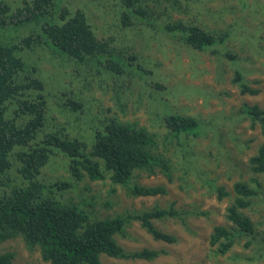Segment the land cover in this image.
<instances>
[{
  "label": "rangeland",
  "instance_id": "1",
  "mask_svg": "<svg viewBox=\"0 0 264 264\" xmlns=\"http://www.w3.org/2000/svg\"><path fill=\"white\" fill-rule=\"evenodd\" d=\"M3 1L17 9L33 0ZM57 2L58 11H84L95 36L107 44V52L80 61L58 53L45 39L24 48L21 55L28 73L45 84L43 91L29 93L35 99L43 94L48 109L46 125L34 142L43 140L45 133L59 132L84 139L90 152L95 132L111 120L135 123L156 136L157 152L169 160L171 176L160 168L154 175L136 171L132 184L162 186L166 193L134 196L113 184L109 175L104 180L87 175L77 180L70 172V160L53 149L38 178L47 186L45 193L79 205L92 219L155 208L177 212L175 217L153 220L158 230L176 238L173 243L156 240L136 220L117 235L126 250H156L158 258L102 256L104 264H264V175L254 173L250 164L264 145V126L253 125L242 113L245 105L264 109V0H147L142 7L146 18L135 15L131 25L122 22L126 8L121 0ZM177 23L201 28L218 42L209 50H194L181 39V32L167 29ZM37 31L35 23L10 26L0 31V39L17 42L16 38ZM112 59L122 63L124 72L112 68ZM237 70L245 83L259 90L257 95L241 93L234 82ZM75 104L82 107L75 110ZM171 115L196 119L199 136L173 137L166 125ZM15 163L10 177L20 182L16 171L20 164ZM239 182L257 192L250 198L251 206L240 209L253 224L251 235L239 233L227 218ZM58 183L69 186L59 188ZM219 187L230 196L219 199ZM217 226L237 236L224 255L216 254L210 243ZM0 252L13 253L15 264H50L21 237L1 243Z\"/></svg>",
  "mask_w": 264,
  "mask_h": 264
},
{
  "label": "trees",
  "instance_id": "2",
  "mask_svg": "<svg viewBox=\"0 0 264 264\" xmlns=\"http://www.w3.org/2000/svg\"><path fill=\"white\" fill-rule=\"evenodd\" d=\"M126 8L122 13L125 25L134 24L133 16H146L142 7L147 0H121ZM57 0H33L24 7L11 9L0 0V31L10 26L35 23L37 33L30 34L17 42L0 39V244L21 237L28 248L39 249L45 262L50 264H104L102 256L121 260H154L160 252L151 249L128 251L118 242L117 235L124 234L126 226L133 220L139 221L156 240L169 243L176 241L172 235L158 230L153 220L175 217L173 209H153L135 215H117L92 219L77 204L64 203L45 193L47 186L38 178L42 169L50 162L53 149L61 151L70 160V172L77 179L87 175L91 180H104L109 175L115 185L127 188L134 196H157L166 193L162 186L149 187L132 184L136 171L154 175L157 169L171 176L169 160L157 152L156 136L135 123H117L111 120L103 130L94 134L92 150L84 139L69 138L67 135L45 133L38 139L46 125L47 105L43 94L36 99L29 93L33 89L43 91L45 84L28 73V64L22 51L31 49L34 43L46 40L63 55L84 61L107 52V44L94 34L87 16L82 10L58 11ZM146 18V17H145ZM170 31L181 32V39L190 48L206 51L213 48L218 39L196 26L182 23L168 25ZM134 59V58H133ZM112 68L124 72L122 63L113 59ZM36 71L35 69H33ZM234 82L243 94L257 95L259 90L244 81L240 70ZM17 105L16 108L14 106ZM79 110L81 104H75ZM14 108L11 110V108ZM242 113L253 125L264 126V109L245 105ZM166 125L173 137L199 136V122L191 117L171 115ZM18 150V151H17ZM21 178L15 182L10 177L16 166ZM252 171L264 175V145L250 159ZM59 188L69 186L58 183ZM219 199L230 196L225 187L217 188ZM235 199L227 209V218L243 234L254 232L253 224L240 209L249 208L251 197L257 192L245 183L234 185ZM236 233L224 226L214 228L211 246L216 254H227L236 242ZM14 254L0 252V264H15Z\"/></svg>",
  "mask_w": 264,
  "mask_h": 264
}]
</instances>
